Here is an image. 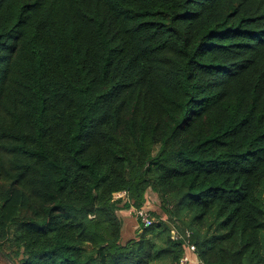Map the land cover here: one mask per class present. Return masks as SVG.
Instances as JSON below:
<instances>
[{"label":"trees","instance_id":"trees-1","mask_svg":"<svg viewBox=\"0 0 264 264\" xmlns=\"http://www.w3.org/2000/svg\"><path fill=\"white\" fill-rule=\"evenodd\" d=\"M189 246L264 264V0H0V264Z\"/></svg>","mask_w":264,"mask_h":264},{"label":"rangeland","instance_id":"rangeland-1","mask_svg":"<svg viewBox=\"0 0 264 264\" xmlns=\"http://www.w3.org/2000/svg\"><path fill=\"white\" fill-rule=\"evenodd\" d=\"M144 208L148 212L160 213L159 201H158V198L155 194H153V193L147 194V204L145 205ZM132 211L133 210L119 212L120 215L124 216L125 219L127 220L126 223H128L127 227H124V229L121 232V237H120L121 242H123L125 239H128L130 236L132 237V233L130 232V230H132V229L128 228L129 221L134 218V216L132 215Z\"/></svg>","mask_w":264,"mask_h":264},{"label":"built area","instance_id":"built-area-1","mask_svg":"<svg viewBox=\"0 0 264 264\" xmlns=\"http://www.w3.org/2000/svg\"><path fill=\"white\" fill-rule=\"evenodd\" d=\"M136 217L140 220V222L142 223V225L144 227H149L151 224H152V221L150 220L149 218V214L147 213V211L145 210H140L136 213ZM194 247L193 246H189V251H194ZM188 261H187V258L184 257L181 259V264H186Z\"/></svg>","mask_w":264,"mask_h":264},{"label":"crops","instance_id":"crops-1","mask_svg":"<svg viewBox=\"0 0 264 264\" xmlns=\"http://www.w3.org/2000/svg\"><path fill=\"white\" fill-rule=\"evenodd\" d=\"M122 220H123V227H126L128 225L127 220L125 219L124 216H121ZM130 222V221H129ZM135 224L133 223L131 225V228L132 229H135ZM186 258H187V261L188 263L187 264H199L197 259H196V256L194 255V253H191L190 251L189 252H186Z\"/></svg>","mask_w":264,"mask_h":264}]
</instances>
